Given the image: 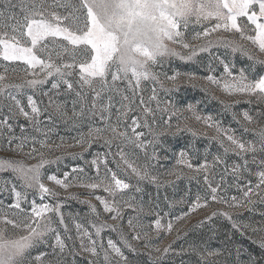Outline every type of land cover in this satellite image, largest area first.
I'll list each match as a JSON object with an SVG mask.
<instances>
[{"label":"snow or ice","instance_id":"6c2138e0","mask_svg":"<svg viewBox=\"0 0 264 264\" xmlns=\"http://www.w3.org/2000/svg\"><path fill=\"white\" fill-rule=\"evenodd\" d=\"M225 33L264 55V0H0V61L6 62L0 72V264H80V258L82 264H161L169 253L195 255V264H216L220 257L222 264H264V72H256L257 65L264 69V59ZM216 46L242 52L252 63L236 73L233 64L212 54ZM202 53L208 54L209 74L201 79L250 106L232 112L238 130L168 98L179 91L182 77L197 76L169 74L164 65L178 58L203 66ZM213 61L220 75L211 74ZM10 65L13 72L22 68L21 83L9 82ZM201 90L210 95L209 88ZM221 103L231 111L240 100ZM183 112L215 130L209 139L217 152L181 150L176 165L167 168L161 160L169 157L160 153L168 151L171 121ZM57 121L77 132L71 147L87 151L98 145L102 151L85 166L61 171L63 157L49 159L44 151H51ZM183 130L197 135L187 125ZM68 155L84 159L83 152ZM52 164L56 171L47 167ZM181 179L196 181L199 190L177 220L207 208L209 200L223 205L226 210L206 219L222 216L241 235L250 231L258 254L227 244L217 250L153 246L152 234L171 233L173 223H162L168 213L157 211L155 199L145 201V186L158 195ZM73 187L88 190L97 203L69 193ZM60 190L69 194L61 198ZM69 200L87 204L92 218L66 217ZM164 200L169 209L187 202ZM238 210L257 212L260 222L239 223L233 215H242ZM149 215L155 218L146 225ZM9 227L17 232L14 238L6 235ZM179 264L190 262L181 258Z\"/></svg>","mask_w":264,"mask_h":264},{"label":"rangeland","instance_id":"374dc122","mask_svg":"<svg viewBox=\"0 0 264 264\" xmlns=\"http://www.w3.org/2000/svg\"><path fill=\"white\" fill-rule=\"evenodd\" d=\"M225 39H237L239 43H242L249 51L255 54L259 59H264V55L259 54L253 45L248 41H239L238 37H233L230 34H223ZM216 39L214 35L211 37ZM212 54L218 56L221 59H225L227 62L233 64L235 67L234 72L238 73L239 69L244 67L247 68L252 62L247 59V57L242 52L233 53L230 49H226L223 46H216L212 49ZM201 56L204 57V65L192 62H184L178 58H173L170 63H166L163 67V71L172 74L173 72L180 73H195L197 76L196 80L189 81L186 76L182 77L178 83L180 84L179 91L173 92L168 98L173 100L176 104V107L184 108L187 104H193L195 106V111L201 116H212L214 120L220 121L221 125L224 128L239 129L240 125L237 124L232 119V112L237 114H242L243 111L248 109L250 106L246 105L243 102V99L240 97H230L226 95L221 90L217 89L215 86H210L206 81L201 79L205 75L209 74L207 69V61L209 59L207 53H202ZM6 62L0 61V72H3L4 65ZM15 65L9 66V82L21 83L24 78V72L22 68H17L16 72L12 71V67ZM214 72L213 75H220L222 68L219 65L218 61H213ZM256 72H264V69L260 65L256 66ZM30 78V77H29ZM251 78V77H250ZM203 87L209 88L210 95H206L201 89ZM47 90V86L45 88ZM24 92L31 94V90L24 89ZM147 94V93H146ZM215 96L216 99H213L212 96ZM38 100H43L44 103H47V97H40L37 93ZM234 100H240L239 104H235L231 111H225L224 106L221 103L223 101L225 104H232ZM26 102V100H25ZM43 106V105H41ZM71 110V104L69 103V114ZM46 119V118H45ZM166 119V117H165ZM23 123V121H20ZM161 126L163 127V122L161 121ZM179 123L181 131H177V124ZM171 129L169 134L165 137V143L168 148L166 153L161 152V156L167 155L169 159L167 161L161 160V163L166 165L167 168H172L176 165V157L181 150H185L190 154L198 151L200 154H203L205 147H209L211 153L215 154L217 152V145L212 142L209 138L216 135L213 128L205 127L202 122H197L192 118V113L183 112L179 121L175 118L171 121ZM185 125L191 128L197 133L194 137L192 132L183 130ZM86 131V129H85ZM19 132V129H17ZM239 135V132L237 133ZM77 137V132L72 128L71 125H65L63 122L57 121L55 125V131L49 135V144L51 146V151L49 149H44L49 159H54L56 156H62L63 160L59 165L60 170H70L71 167L80 165L85 166L87 160H91L93 155L102 149L98 145H94L91 149L85 151L80 147H71L70 145L74 144V138ZM38 138H42L39 137ZM63 138V143H62ZM56 145H61L59 148ZM83 152L84 159H72L69 153H80ZM211 160V156L209 157ZM33 163L34 161H28ZM196 161L193 160V163ZM231 163V160H229ZM51 171H56L57 165L52 164L50 166ZM165 169L161 168L160 171L163 172ZM186 171V169H185ZM199 186L196 184V181L189 182L187 179H181L176 181L175 186H169L167 188H161L159 194L154 186L146 185L144 199L148 201L149 197H152L159 203L160 207L157 211L163 215L168 213L164 217L162 223H167L171 221L173 223V230L171 233L166 231H161L159 236L155 233L152 234L151 242L153 246L164 247L171 244L172 249L179 251L181 248L188 249L190 245H199L202 248H207L208 250H217L223 249L225 245L229 248L243 247L247 251L255 252L258 254L259 250L257 247L251 243L249 237L252 236V233L249 231L246 235H241L240 232L234 231L231 227V222L227 221L222 216L213 217L211 220H207L206 217L210 216L212 211L220 210L224 211L225 206L216 204L209 200V206L207 208H200L194 212H191L187 217L177 220L176 217L182 216L184 212L188 210L192 201L195 200L198 193ZM61 191V198L67 196L69 193H75L79 195L80 200L91 199L92 203L96 204L97 201L92 199V197L87 195V191L84 188L73 187L69 189V193H64ZM187 193V196L185 195ZM100 194V193H98ZM203 195V192H200ZM232 194H235L233 190ZM167 196L169 201H180L181 198H184L186 203H176L171 209L168 207V202L164 200V197ZM147 211V204L145 205ZM66 217L69 213L79 214V217L83 220L85 218L91 219L90 210L87 204L79 203L76 200H69L66 203L65 208L63 209ZM242 215H237V212H233L234 218L237 219L239 223H259L260 217L257 212H248L245 210H238ZM155 217L152 215L147 216L144 220V224H149ZM203 221V223H201ZM111 222V221H110ZM71 226V221H69ZM91 230V229H90ZM17 234L16 230H13L9 227L6 235L9 238H14ZM115 237V233L112 234ZM231 238L230 241L228 238ZM254 238V237H252ZM105 239L107 237L105 236ZM140 252V258L144 261H147V255L143 248L138 250ZM130 258H135V254H129ZM184 259L190 264H195L197 257L192 254H186L183 257L174 258L172 253H169L168 257L161 261V264H172L173 259H175L176 264H179V259ZM223 257H220L216 264H222ZM83 258H80V264H82Z\"/></svg>","mask_w":264,"mask_h":264}]
</instances>
